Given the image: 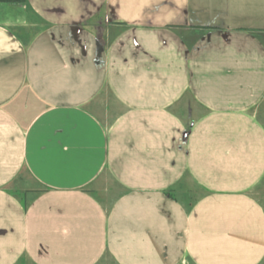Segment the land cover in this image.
I'll return each instance as SVG.
<instances>
[{"label":"crops","instance_id":"obj_1","mask_svg":"<svg viewBox=\"0 0 264 264\" xmlns=\"http://www.w3.org/2000/svg\"><path fill=\"white\" fill-rule=\"evenodd\" d=\"M0 264H264V0L0 3Z\"/></svg>","mask_w":264,"mask_h":264},{"label":"trees","instance_id":"obj_2","mask_svg":"<svg viewBox=\"0 0 264 264\" xmlns=\"http://www.w3.org/2000/svg\"><path fill=\"white\" fill-rule=\"evenodd\" d=\"M26 0H0V3L5 4H22L25 3Z\"/></svg>","mask_w":264,"mask_h":264}]
</instances>
